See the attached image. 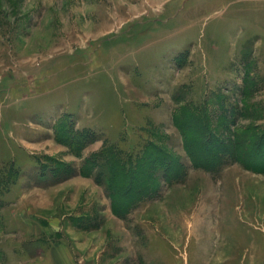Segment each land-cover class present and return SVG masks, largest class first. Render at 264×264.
I'll return each instance as SVG.
<instances>
[{
  "label": "rangeland",
  "instance_id": "obj_1",
  "mask_svg": "<svg viewBox=\"0 0 264 264\" xmlns=\"http://www.w3.org/2000/svg\"><path fill=\"white\" fill-rule=\"evenodd\" d=\"M155 147L185 173L116 215L103 166ZM62 243L264 264V0H0V264Z\"/></svg>",
  "mask_w": 264,
  "mask_h": 264
},
{
  "label": "trees",
  "instance_id": "obj_2",
  "mask_svg": "<svg viewBox=\"0 0 264 264\" xmlns=\"http://www.w3.org/2000/svg\"><path fill=\"white\" fill-rule=\"evenodd\" d=\"M196 146L201 148L202 152L205 150L203 143L196 144ZM155 150L154 154L139 161V165L134 167L130 173H126L124 169L121 170L117 165L116 170H112L110 164L103 166L107 173L103 174V181L99 183L106 187L116 215H125L137 201L156 192L160 187V175L163 169L166 170L168 181L178 180L185 173L182 163L163 149L155 147ZM190 154L195 167H212L210 159L205 155L201 158L202 154L199 151ZM209 157H212L211 153ZM147 182L151 187H145L144 184Z\"/></svg>",
  "mask_w": 264,
  "mask_h": 264
},
{
  "label": "crops",
  "instance_id": "obj_3",
  "mask_svg": "<svg viewBox=\"0 0 264 264\" xmlns=\"http://www.w3.org/2000/svg\"><path fill=\"white\" fill-rule=\"evenodd\" d=\"M64 244L54 245L50 250L41 245L42 249L37 251L7 252V258L12 259L6 261L5 264H84L87 260H92L88 264H102L100 258L102 255L108 254V252H104V254H102L103 252L98 254L93 252L90 255H85L67 245L65 249Z\"/></svg>",
  "mask_w": 264,
  "mask_h": 264
}]
</instances>
